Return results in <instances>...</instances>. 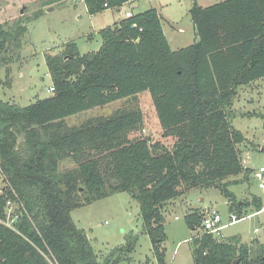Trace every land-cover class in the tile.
Returning a JSON list of instances; mask_svg holds the SVG:
<instances>
[{
	"label": "trees",
	"instance_id": "trees-1",
	"mask_svg": "<svg viewBox=\"0 0 264 264\" xmlns=\"http://www.w3.org/2000/svg\"><path fill=\"white\" fill-rule=\"evenodd\" d=\"M130 0H84L89 14L118 10ZM39 13V12H38ZM199 40L177 50L151 7L102 27L97 50L81 53L75 41L46 53L52 95L20 106L0 99V264H119L135 246L128 237L117 258L102 261L71 211L127 192L140 206L157 264H167L164 213L193 188L217 187L238 215L249 203L230 186L249 180L232 124L238 88L264 77V0H223L190 9ZM25 19L0 21V67L18 59ZM93 36V35H92ZM148 91L167 146L150 136H131L143 122L139 108L119 109L72 125L67 118ZM264 117V115H262ZM71 162V168L62 164ZM243 174L232 181L231 177ZM22 209L14 228L1 222L6 203ZM260 211L264 203L254 195ZM250 204V206H251ZM247 205V206H246ZM233 212V211H232ZM205 212L186 214L200 230ZM251 214V213H250ZM196 264H264V243L255 248L237 236L210 233L192 239ZM127 251V252H125ZM117 254V253H116ZM113 259V260H112Z\"/></svg>",
	"mask_w": 264,
	"mask_h": 264
},
{
	"label": "rangeland",
	"instance_id": "rangeland-1",
	"mask_svg": "<svg viewBox=\"0 0 264 264\" xmlns=\"http://www.w3.org/2000/svg\"><path fill=\"white\" fill-rule=\"evenodd\" d=\"M221 0H200L203 4ZM199 3V1H198ZM193 0H130L122 11L109 8L91 16L84 0H0V21L13 24L25 19L27 32L24 45L17 60L9 66L0 67V99L27 106L39 98L52 95L49 88L53 80L46 64V53L58 52L68 41H75L81 53L97 50L98 31L113 24L119 17H125L127 10L134 13L156 7L162 14L164 32L171 48L177 50L199 40L190 14ZM200 4V3H199ZM39 12V13H38ZM93 35V36H92ZM139 108L143 113L142 124L131 136H150L154 141L161 140L167 146L172 142L163 136L154 102L148 91L135 97L120 99L105 106L94 107L67 118L72 125H80L95 116H109L119 109ZM264 77L246 86L238 88V94L232 107V124L241 130L246 141L242 149L244 166L250 170L249 180L230 186L236 200L249 203L243 209L246 217L223 229V239L233 236L253 248L264 243V208L258 213L251 204L254 195L264 202ZM74 164L65 162L64 168ZM243 174L230 180H241ZM4 187L0 170V189ZM229 198L213 186L193 188L183 196L170 202L164 213L167 264H196L191 242L195 231L189 229L186 214L193 209L218 210L224 222H229L231 210ZM251 204V206H250ZM247 206V205H246ZM240 216V217H241ZM71 217L78 227L83 228L91 240L92 246L106 260L112 253L117 258L119 247L126 245L128 237L135 246L133 251L122 252L126 258L119 264H157L153 254L152 241L145 231L140 206L127 192L115 193L71 211ZM178 217V218H176ZM258 228V231L255 229ZM117 253V254H116ZM112 259V260H113Z\"/></svg>",
	"mask_w": 264,
	"mask_h": 264
},
{
	"label": "built area",
	"instance_id": "built-area-1",
	"mask_svg": "<svg viewBox=\"0 0 264 264\" xmlns=\"http://www.w3.org/2000/svg\"><path fill=\"white\" fill-rule=\"evenodd\" d=\"M133 14H134L133 10H128L125 13V17H131ZM54 89H55L54 86H51L49 88V91L53 92ZM260 171L262 173H264V167H262L260 169ZM260 187L264 188V182L260 183ZM260 211H258V212H260ZM258 212H256V213H258ZM21 213H22V209L19 208V206L13 200H8L6 203V218L2 219L1 222L10 228H14V225H15L16 221L18 220ZM251 215L252 214L240 217V215H238L237 213L231 212L229 214V222L225 223L223 216L221 215V213L218 210H215V209L209 210L205 214L201 229L195 230V235L193 238H196V237L199 238L204 233H210L219 239H223L224 238V235L222 232L223 229H225L227 226L234 224V223H236V222H238V221H240L246 217H250ZM176 218H178V217H176ZM255 231H258V228H256Z\"/></svg>",
	"mask_w": 264,
	"mask_h": 264
},
{
	"label": "crops",
	"instance_id": "crops-1",
	"mask_svg": "<svg viewBox=\"0 0 264 264\" xmlns=\"http://www.w3.org/2000/svg\"><path fill=\"white\" fill-rule=\"evenodd\" d=\"M199 1V3H200V5H202V6H209V5H211V4H214V3H217V1L216 2H214V3H211V4H208L209 2H206L207 4H203L202 2H200V0H198ZM207 1H211V0H207ZM214 1V0H213ZM221 1H223V0H221ZM218 2H220V1H218ZM122 8H124V6H122L118 11H122ZM128 11V10H127ZM126 11V12H127ZM91 15V14H90ZM95 15H97V14H94V15H91V16H95ZM121 18H124V17H119V19H121ZM118 19V20H119ZM195 28V27H194ZM195 32H196V29H195ZM197 34V33H196ZM100 45H101V39H97V48L96 49H98L99 47H100ZM248 85V84H247ZM243 86H246V85H243ZM263 115V114H262ZM260 198V197H259ZM261 199V198H260ZM262 200V199H261ZM231 203V202H230ZM264 203V202H263ZM264 207V206H263Z\"/></svg>",
	"mask_w": 264,
	"mask_h": 264
},
{
	"label": "water",
	"instance_id": "water-1",
	"mask_svg": "<svg viewBox=\"0 0 264 264\" xmlns=\"http://www.w3.org/2000/svg\"><path fill=\"white\" fill-rule=\"evenodd\" d=\"M240 203H241V201H240ZM238 262H239V259H235L233 264H238Z\"/></svg>",
	"mask_w": 264,
	"mask_h": 264
}]
</instances>
